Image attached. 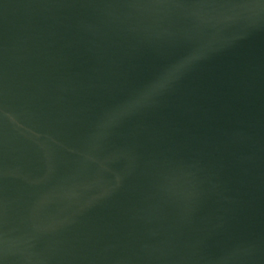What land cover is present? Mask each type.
<instances>
[{
    "label": "water",
    "instance_id": "obj_1",
    "mask_svg": "<svg viewBox=\"0 0 264 264\" xmlns=\"http://www.w3.org/2000/svg\"><path fill=\"white\" fill-rule=\"evenodd\" d=\"M0 264H264V0H0Z\"/></svg>",
    "mask_w": 264,
    "mask_h": 264
},
{
    "label": "clouds",
    "instance_id": "obj_2",
    "mask_svg": "<svg viewBox=\"0 0 264 264\" xmlns=\"http://www.w3.org/2000/svg\"><path fill=\"white\" fill-rule=\"evenodd\" d=\"M155 87H163V82H161V83L155 85Z\"/></svg>",
    "mask_w": 264,
    "mask_h": 264
}]
</instances>
